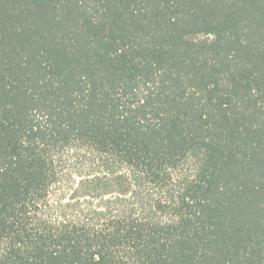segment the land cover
Wrapping results in <instances>:
<instances>
[{
    "label": "trees",
    "instance_id": "16d2710c",
    "mask_svg": "<svg viewBox=\"0 0 264 264\" xmlns=\"http://www.w3.org/2000/svg\"><path fill=\"white\" fill-rule=\"evenodd\" d=\"M0 264H264V0H0Z\"/></svg>",
    "mask_w": 264,
    "mask_h": 264
}]
</instances>
